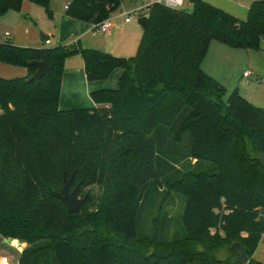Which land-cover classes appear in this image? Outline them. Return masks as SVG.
Instances as JSON below:
<instances>
[{
    "label": "trees",
    "instance_id": "obj_1",
    "mask_svg": "<svg viewBox=\"0 0 264 264\" xmlns=\"http://www.w3.org/2000/svg\"><path fill=\"white\" fill-rule=\"evenodd\" d=\"M29 1L52 11L51 0ZM123 1L73 0L66 13L95 24ZM190 1L191 11L153 4L139 15L130 58L0 42V62L29 69L0 77V244H27L18 264H264L254 257L264 236V108L238 88L228 94L202 66L213 40L260 49L264 0L244 20ZM23 2L0 0V16ZM77 54L89 80L123 69L117 88L91 93L101 107L60 108L65 62ZM34 60L50 65L39 81L28 80ZM73 174L71 189L103 187L78 213L54 194ZM228 248L225 263L216 252Z\"/></svg>",
    "mask_w": 264,
    "mask_h": 264
},
{
    "label": "crops",
    "instance_id": "obj_2",
    "mask_svg": "<svg viewBox=\"0 0 264 264\" xmlns=\"http://www.w3.org/2000/svg\"><path fill=\"white\" fill-rule=\"evenodd\" d=\"M125 1V5L128 8H132L136 4H140L130 0ZM225 11L233 14L239 19H246V13L248 15L249 8L255 0H205ZM32 3L29 0L24 2L20 11H12L5 15L0 16V42L10 41L15 45L25 47H56L60 45H73V41L77 38V44L83 47L82 36L92 26L91 23L82 21L69 16L66 13L64 25L69 26V33L71 40L66 44H53V39L50 35H45L39 30V27L32 25L30 22L34 21L27 13L32 11ZM27 14V15H26ZM117 22H114L113 27L108 31L100 35V40L91 47H96L100 51L112 54L117 57L130 58L136 53L137 47V34L139 28L134 24V20L125 22L122 17ZM30 20V21H29ZM85 23V24H82ZM82 32L80 35L77 32ZM9 33V35H8ZM135 35L134 41H130V37ZM50 37L51 43L46 44L45 40ZM86 46V45H85ZM88 47V46H86ZM84 48V47H83ZM214 46L213 41L210 44L208 54L203 62V69L206 73L216 78L224 86L227 85L229 78L233 75L232 71L237 66L240 54L238 52H229L226 48H219L220 54L213 58ZM217 49V46H215ZM97 50V49H96ZM80 58L76 56L69 57L65 62V71L62 79V90L60 98V108L64 110H72L79 108H98L101 104L96 103L91 93L101 89H115L118 87L119 79L123 73L122 68H116L109 78L103 80H89L85 71L84 59L80 54ZM212 55V56H211ZM76 57V58H75ZM212 57V58H211ZM247 71V70H245ZM244 71V73H245ZM243 73V74H244ZM29 75V69L25 66H14L0 62V77L6 79H12L17 77H27ZM251 74L244 76L250 78ZM235 85L241 94L253 104L257 105L251 97H248L246 90L247 84L242 82ZM243 83V84H242ZM249 85V83H248ZM228 86V85H227ZM245 86V87H244ZM226 87V86H225ZM228 90V87H226ZM234 88V89H235ZM264 108V105H257ZM17 242V243H16ZM20 245V246H19ZM27 246L26 243L21 242L18 239L7 240L4 239L0 244V261H7L3 254L9 256L14 250L18 253L21 252ZM6 247L7 249H5ZM4 259L2 260V258ZM12 261V259H9ZM8 260V261H9ZM10 262V261H9ZM4 264V263H1ZM6 264V263H5ZM10 264V263H7ZM18 264V261H17Z\"/></svg>",
    "mask_w": 264,
    "mask_h": 264
},
{
    "label": "rangeland",
    "instance_id": "obj_3",
    "mask_svg": "<svg viewBox=\"0 0 264 264\" xmlns=\"http://www.w3.org/2000/svg\"><path fill=\"white\" fill-rule=\"evenodd\" d=\"M132 1V0H131ZM235 1V0H234ZM26 2V0H24ZM23 2V4H24ZM67 3V0H51V12L46 9L45 6L32 3V11L27 13L32 17L34 21L30 22L32 25L39 27V30L44 33L45 35H50L53 39V46L57 44H66L71 40L69 33V26L64 25V17L65 15V5ZM130 3V0L127 2ZM184 10L191 11L192 10V3L190 0H185V4L183 6ZM15 10H9L5 14L12 12ZM120 11L116 10L112 13V15L118 14ZM3 14V15H5ZM26 14V15H27ZM2 16V15H1ZM247 16V13H246ZM134 24L138 26L139 31L137 34V43L135 44L137 47V50L135 53H137L140 41L143 35V30L141 27V24L138 20L137 15H133ZM123 19V18H122ZM120 20V18H115L113 21L117 22ZM30 21V20H29ZM85 24V23H82ZM79 35L82 32H77ZM100 35H102L101 31H94L92 30V26L90 29H88L87 32H85L82 36V43L84 48H91V49H97L96 47H91L90 45H94L100 40ZM135 35H132L129 39L130 41H134ZM88 47H86V46ZM213 58L216 57L218 54H220L219 48H226L229 52H238L240 54V58L237 62V66L232 71V76L229 78L226 87H228V94L236 87L235 85L242 82L247 86L246 93L248 97H251L253 101L257 105H264V64H263V58H264V38H262L260 42V49L259 50H247L244 48H234L231 46H228L224 43H221L220 41L213 40ZM215 46H217V49H215ZM211 55V56H212ZM76 57L79 56L78 54L75 55ZM81 56V55H80ZM75 57V58H76ZM80 58V57H77ZM212 58V57H211ZM249 70L251 72L250 78L244 77V71ZM242 83V84H243ZM249 83V85H248ZM245 87V86H244ZM103 193V187L98 185H84L81 187L80 195L83 197L85 194H88V198L91 197L92 200L97 199L98 196H100ZM159 202L157 201V204ZM89 207H93L92 204L89 205ZM168 210L170 211V214L173 215V218L177 215L178 210L181 208V200L180 198L174 200L173 204H170L168 207ZM176 221H174L175 223ZM174 223L173 229H174ZM172 229V230H173ZM107 231H105L106 233ZM17 243V242H16ZM20 246V245H19ZM7 249L6 247H4ZM7 261H0L1 263H10V264H17L18 261V251L14 250L11 255L3 254ZM235 255V249L234 248H228L223 249L221 251L216 252V256L224 261L225 263L229 262V260L232 259V257ZM2 258V260L4 259ZM254 257L259 260L260 262L264 263V236L258 246L257 251L254 254ZM247 264V263H246Z\"/></svg>",
    "mask_w": 264,
    "mask_h": 264
},
{
    "label": "built area",
    "instance_id": "obj_4",
    "mask_svg": "<svg viewBox=\"0 0 264 264\" xmlns=\"http://www.w3.org/2000/svg\"><path fill=\"white\" fill-rule=\"evenodd\" d=\"M73 0H67V3L65 5V8L67 9L69 5L71 4ZM136 3L141 2L140 4H136L132 8H128L125 5V1H123L120 5V7L117 9L120 12L116 15H110L108 18L101 22H97L95 24H92V30L94 31H101L103 33L108 32L114 25V19L117 17H122L125 22H130L133 20V15H141L145 14L149 11L151 5L153 4H162L166 7L172 8V9H181L183 8L185 4V0H133ZM9 35V33H8ZM46 44L51 43V38L48 37L45 40ZM78 39L76 38L73 41V44H77ZM251 72L249 70L245 71L244 76L250 75ZM5 113V108L0 105V116H2Z\"/></svg>",
    "mask_w": 264,
    "mask_h": 264
},
{
    "label": "water",
    "instance_id": "obj_5",
    "mask_svg": "<svg viewBox=\"0 0 264 264\" xmlns=\"http://www.w3.org/2000/svg\"><path fill=\"white\" fill-rule=\"evenodd\" d=\"M264 64V58H263ZM31 65L37 68L36 72L32 74L28 80H41V78L50 71V65L46 61L34 60ZM264 164V157L262 158ZM75 180V174L70 178H65V184L59 192H55V196L59 198L67 207L68 213H78L82 210L88 200V194L83 197L80 196L82 183H78L73 189H71ZM244 264L247 260L243 261Z\"/></svg>",
    "mask_w": 264,
    "mask_h": 264
},
{
    "label": "flooded vegetation",
    "instance_id": "obj_6",
    "mask_svg": "<svg viewBox=\"0 0 264 264\" xmlns=\"http://www.w3.org/2000/svg\"><path fill=\"white\" fill-rule=\"evenodd\" d=\"M81 196V195H80Z\"/></svg>",
    "mask_w": 264,
    "mask_h": 264
}]
</instances>
